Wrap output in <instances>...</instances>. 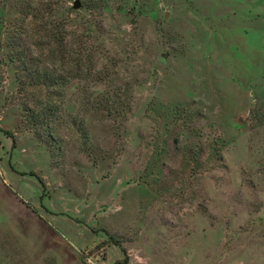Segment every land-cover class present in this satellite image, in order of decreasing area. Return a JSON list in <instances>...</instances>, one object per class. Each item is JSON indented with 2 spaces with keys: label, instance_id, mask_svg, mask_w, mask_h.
Returning <instances> with one entry per match:
<instances>
[{
  "label": "rangeland",
  "instance_id": "1",
  "mask_svg": "<svg viewBox=\"0 0 264 264\" xmlns=\"http://www.w3.org/2000/svg\"><path fill=\"white\" fill-rule=\"evenodd\" d=\"M0 264H264V0H0Z\"/></svg>",
  "mask_w": 264,
  "mask_h": 264
},
{
  "label": "trees",
  "instance_id": "2",
  "mask_svg": "<svg viewBox=\"0 0 264 264\" xmlns=\"http://www.w3.org/2000/svg\"><path fill=\"white\" fill-rule=\"evenodd\" d=\"M32 175L34 174V173H31ZM40 182L42 183V180L40 179Z\"/></svg>",
  "mask_w": 264,
  "mask_h": 264
}]
</instances>
